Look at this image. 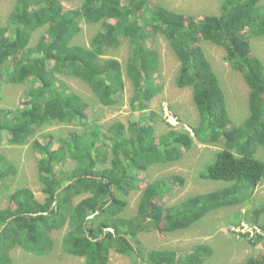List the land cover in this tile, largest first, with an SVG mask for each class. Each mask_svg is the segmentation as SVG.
<instances>
[{"label":"trees","instance_id":"1","mask_svg":"<svg viewBox=\"0 0 264 264\" xmlns=\"http://www.w3.org/2000/svg\"><path fill=\"white\" fill-rule=\"evenodd\" d=\"M64 1L16 0L7 24L0 25V94L3 84H29L19 108H0V135L7 134L11 145H24L47 125L83 127L67 136L49 133L34 139L46 199L38 201L29 188L11 193L9 206L0 209V229L15 216L0 234V264H12L10 251L16 247L48 253L53 247L50 234L65 226V251L86 264H109L112 251L130 257L133 264H204L212 252L207 244L188 251H145L138 235L187 230L212 211L251 201L264 179V162L258 157L259 148L264 150V63L250 42V37H264V3L223 0L220 14L197 18L159 0H84L68 10ZM83 23L101 24V29L89 46H76L72 42ZM44 27L45 34L31 45L35 31ZM159 34L179 61L176 86L193 92L199 114L193 134L168 124L167 132L155 135L156 113L149 108L163 87L155 75L159 52L149 42ZM123 40L130 44L125 69L118 59L104 58L107 49ZM204 41L224 48L226 61L249 87V115L239 125L231 118L219 77L201 46ZM60 75L81 80L105 107L118 104L126 75L133 86L131 107L138 114L127 124L96 123L89 104ZM196 140L222 145L201 178L227 185L166 206L163 199L185 179L159 178L142 189L136 214L123 217L127 197L140 189L139 175L153 165L179 161ZM68 160L76 167L64 168ZM13 172L0 153V179ZM263 213L264 205L254 209L253 223L260 225ZM260 240L248 241L256 246ZM244 264H264V256H250Z\"/></svg>","mask_w":264,"mask_h":264},{"label":"rangeland","instance_id":"2","mask_svg":"<svg viewBox=\"0 0 264 264\" xmlns=\"http://www.w3.org/2000/svg\"><path fill=\"white\" fill-rule=\"evenodd\" d=\"M84 0H67L63 2L65 9H73L81 6ZM169 9L177 12L193 15L197 18L205 15L220 14L223 0H159ZM264 3V0L260 1ZM16 0H0V25H6L10 13L13 11ZM81 31L75 36L73 44L76 46H89L93 36L101 29V24L83 23ZM46 28L35 31L31 45H35L41 36L46 32ZM253 53L264 63V37H250ZM150 45L159 52L160 67L155 75L157 83L162 85L163 90L157 94L150 102L149 111L156 113L155 135L160 136L168 131L171 124L169 115H174L178 119L177 129H187L192 132L191 126L199 122V114L196 109L193 92L190 88L180 89L176 86L175 77L179 69V61L169 46L163 35L153 38ZM201 46L217 73L221 87L226 96L227 106L234 124H241L249 115L248 96L249 87L242 75L236 72L226 61V52L223 47L210 42H202ZM130 53L128 40H123L117 48L106 50L104 58L118 59L124 69ZM66 83L68 88L82 96L89 104L88 113L94 115V121L105 127L120 121L127 124L132 114L136 113L131 107L133 86L125 75V90L118 96V104L112 107L102 106L92 90L81 80L71 76H59ZM29 84L6 85L0 94V108L16 109L21 106ZM93 122V123H95ZM172 125V124H171ZM82 132V126L69 125H47L38 129L34 138L24 145H11L7 142V134L0 135V153L14 167L13 174L6 175L5 179H0V209L9 206V196L17 189L29 188L33 191L40 202H44L46 195L42 192V184L39 179L37 162L40 154L35 151L34 139L41 135L55 134L67 136L70 132ZM42 141H45L42 139ZM222 148L221 144H202L195 141L192 148L185 152L184 156L176 162L165 165H153L148 171L139 175L141 179L140 189L133 191L128 197L129 205L122 213L125 218L134 216L137 212V205L142 194V189L146 184L159 178L173 175L181 176L185 179L184 185L173 186L171 195L163 199L166 206H172L185 198L219 190L227 185L225 181L205 180L201 178L207 166L214 160L215 154ZM258 157L264 162V150L259 148ZM76 167V162L68 160L64 168ZM250 190L247 187L244 193ZM81 197H78L80 199ZM77 199V198H76ZM77 199V200H78ZM264 205V179L255 189L253 198L247 203L235 207L212 211L195 223L187 230H180L173 233H162L156 230L143 232L138 235L145 251L175 249L188 251L189 247L196 244H207L211 247L210 257L204 264H244L250 256H264V213L259 218V223L255 224L254 209ZM242 224L250 228L259 229L260 233L254 237L247 235L237 237L232 231L233 227ZM68 231L65 226L60 230L53 231L51 239L53 247L46 254L37 255L26 252L20 247L10 251L12 264H86L84 258L68 254L63 246L64 237ZM261 238L255 246L248 240ZM109 264H133L130 257L116 253L110 254Z\"/></svg>","mask_w":264,"mask_h":264},{"label":"built area","instance_id":"3","mask_svg":"<svg viewBox=\"0 0 264 264\" xmlns=\"http://www.w3.org/2000/svg\"><path fill=\"white\" fill-rule=\"evenodd\" d=\"M167 116L169 117V122L173 125L176 126L178 124V119L174 116V115H169L167 113ZM232 231L235 233V235H237V237H240V235L242 236H249V237H254L256 235H258L260 233L259 229H252L250 227H248V225L246 224H242L240 226H236L232 228Z\"/></svg>","mask_w":264,"mask_h":264},{"label":"water","instance_id":"4","mask_svg":"<svg viewBox=\"0 0 264 264\" xmlns=\"http://www.w3.org/2000/svg\"><path fill=\"white\" fill-rule=\"evenodd\" d=\"M72 182H73V181H69V182H67L63 187H61V188L57 191V193L61 192L63 189H65L67 186H69ZM14 217H15V216H14ZM14 217H11V218L7 219V221L4 223V225H3V226L1 227V229H0V234H1V232L5 229V227H6V225L8 224V222H9L11 219H13ZM110 230L113 231V229H110ZM139 264H141V261H140V260H139Z\"/></svg>","mask_w":264,"mask_h":264}]
</instances>
